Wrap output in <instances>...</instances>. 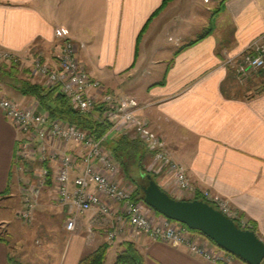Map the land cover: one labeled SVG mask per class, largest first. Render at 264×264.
<instances>
[{
    "label": "crops",
    "instance_id": "obj_1",
    "mask_svg": "<svg viewBox=\"0 0 264 264\" xmlns=\"http://www.w3.org/2000/svg\"><path fill=\"white\" fill-rule=\"evenodd\" d=\"M163 1L0 0V51H10L25 61L41 58L56 67L54 55L60 39L55 30L61 28L76 44L77 56L93 79L100 81L107 92L133 98L141 105L139 114L149 120L151 129L196 191L210 190L222 197L237 217L255 226V233L264 242V68L248 72L249 85H238L232 68L224 65L228 56L239 57L253 40L264 38V0H226L213 13L212 20H217L210 26V33L183 49L202 33L186 41L183 35L171 37L168 40L172 45L165 44L168 29L182 27L184 7L181 0H172L152 17ZM217 32L221 36L231 33L232 40L220 39ZM253 90L256 93L252 94ZM2 93L23 106L36 104L33 98L10 87ZM20 136L0 108V207L18 199V216L23 208L21 192L27 188L23 176L32 175L17 158ZM67 150L78 149L69 145ZM148 160L151 162V154L145 162ZM47 166L50 175L39 190L32 217L38 214L35 219L53 226L63 224L50 226V238L63 233L71 243L74 235L84 236L74 242L75 253L69 260L66 252L52 261L77 264L87 251L107 242L106 234L94 231L89 241L85 233H80L89 226L92 212L82 218L79 233L65 231L66 206L57 201L53 179L58 165L48 162ZM145 167L149 170L146 163ZM155 175L161 186L160 176H165ZM97 217L102 218L95 229L102 226L100 220L111 222V217ZM7 222L0 217L1 225L7 226ZM58 230L61 232L57 234ZM195 234L205 241L202 234ZM126 240L136 244L144 264H220L191 252L185 245L153 240L129 226L110 242L105 263L113 247L115 264L120 243ZM42 245L29 253L25 263L26 256H14L10 241L0 235V264H49L52 244ZM228 264L246 263L232 258Z\"/></svg>",
    "mask_w": 264,
    "mask_h": 264
},
{
    "label": "built area",
    "instance_id": "obj_2",
    "mask_svg": "<svg viewBox=\"0 0 264 264\" xmlns=\"http://www.w3.org/2000/svg\"><path fill=\"white\" fill-rule=\"evenodd\" d=\"M55 36L60 39L55 53L56 67H51L40 58H34L32 67L35 74L48 86L60 85L74 109L88 112L99 104L103 118L110 126L109 133L138 137L152 156L150 171L165 176V190H172L175 195L187 193L191 198L199 192L200 200L209 203L226 217L238 219L222 197L208 190L196 191L189 183L183 169L164 150L163 142L151 129L150 122L138 113V102L130 97L107 92L100 81L88 74L77 56L76 44L66 38L61 28L55 30ZM9 61L18 62L19 56L7 50L0 51V62ZM224 65L232 68L235 66L236 77L239 79L250 71L262 70L264 38L253 40L239 57L228 56ZM0 108L21 134L18 138V160L41 163L31 171L33 180L27 181V188L23 191L22 218L32 217L39 190L50 175L49 168L42 164L55 162L58 165L53 177L55 193L57 201L66 206L64 229L69 234H77L84 215L92 212L93 216L85 231L90 239L94 235L96 223L102 218H95L98 215L111 217L105 230L108 242L122 236L126 226H129L132 231L153 240L185 245L206 260L227 264L231 259L230 254L210 247L207 239L200 240L197 234L181 223L162 215L153 217V220L148 218L145 212L151 208L116 179L119 166L104 147L106 136L95 140L62 120H50L46 113L37 112V104L23 106L0 95ZM69 145H74L78 150L69 152ZM72 173H75L74 177ZM239 224L242 229L248 227L245 220H240Z\"/></svg>",
    "mask_w": 264,
    "mask_h": 264
},
{
    "label": "trees",
    "instance_id": "obj_3",
    "mask_svg": "<svg viewBox=\"0 0 264 264\" xmlns=\"http://www.w3.org/2000/svg\"><path fill=\"white\" fill-rule=\"evenodd\" d=\"M169 1L171 0H164L161 6L152 14V17L164 9L165 5ZM225 1L226 0H222L221 5H223ZM210 31L211 27H209L208 30L193 41L182 46L181 49L202 40L210 33ZM4 64H9L8 70H4V68H7V65L5 66ZM3 66L5 67L3 68ZM18 73V64L16 62L9 61L0 64V74L13 82H8V85H10L11 88L16 90L20 95L33 98L37 104V112L46 113L50 120L59 119L69 125H73L84 131L88 137L95 140H99L106 136L107 139L104 142V147L119 165L121 173L125 178L129 179L131 182H135L138 177L146 180L144 177L146 175H151L155 180L156 175L148 171L144 164L145 158L150 153L147 151L143 142L138 137L129 134L109 133L110 126L103 118V113L99 104L95 105L93 109L88 112L74 109L69 98L61 91L60 85L56 84L48 86L41 79L30 82L28 79H20L16 77ZM26 73L29 76L36 78L34 76L35 72L33 69L31 72L26 70ZM28 162L32 161L20 162V164L25 168L26 165H24V163ZM35 162L36 161H34V163ZM42 165L48 167L47 162H44ZM32 170L33 168L31 171ZM134 196L143 199V193L139 189H137ZM200 198L201 196L199 192H196L195 196L191 198V200ZM240 220L241 219L239 217L238 219H234L238 226H240ZM246 224L248 225L247 229L255 232V226L253 224L248 221H246ZM190 231L201 234L198 231ZM205 238L211 244L216 246V244L210 239L207 237ZM107 242L87 251L80 258L77 264H106V253L108 247L110 246V242ZM120 248L121 249L116 254L115 264H144V258L133 241L126 240L121 242ZM261 264H264V260Z\"/></svg>",
    "mask_w": 264,
    "mask_h": 264
},
{
    "label": "rangeland",
    "instance_id": "obj_4",
    "mask_svg": "<svg viewBox=\"0 0 264 264\" xmlns=\"http://www.w3.org/2000/svg\"><path fill=\"white\" fill-rule=\"evenodd\" d=\"M221 1L222 0H193L192 1L193 4L190 5L191 4L190 0H181V5H183V7H184L183 8L184 14L182 16L183 17V22H182L183 25H182V27H177V31L175 29H173V30L172 29H168V31H167L168 36H166L164 38V43L167 44V45H172L173 41L171 42L170 40H172L175 36H180V35H183V37H184L183 41H186L185 39H191V38L194 39L198 34L203 33L211 25L214 26L215 25L214 21H216L217 19L214 18L212 20L213 13H215L216 11L219 10V8L221 6ZM188 5H190L191 8H186V6H188ZM207 7L209 9H206ZM216 26H217V22H216ZM217 36H220L221 37L220 39H223V40H227V41L232 40L231 33H228L225 36H221V33L217 32ZM168 38H171V39L168 40ZM183 41H181V42H183ZM169 49H170V46L166 49V51L164 53L167 54V51ZM54 57H55V55H54ZM19 60L20 61L16 62L18 64V70H19V73L17 74L16 77H18L20 79H28V80H30V82H33V81H35L37 79H40L36 74L34 75L36 78H33V77L29 76L26 73V70H29L31 72V70L33 69L32 68V62H33L32 59H30L28 61L27 60L25 61V60H23L22 58L19 57ZM2 63L3 62H0V64H2ZM4 65L5 66L7 65L6 66L7 68H4L5 66H3L4 70L5 69L8 70V65L9 64H4ZM231 68L232 67H230V69ZM232 70H233V73H235V75H236L235 66L232 68ZM259 71L260 70H258L256 72H259ZM251 72H253V71H251ZM250 75L251 74L248 73L246 75V78H245V76H243L240 79L238 77H236L235 78V82L238 85H245L246 83H248ZM8 82H12V81H10L7 77H4V76H2V74H0V95L3 96V97H7V98L11 99L10 97H8V96H6V95H4L2 93L5 88H8V87L11 88V86L8 85ZM248 85H249V83H248ZM141 89H142V87H141ZM254 92L256 93V91L253 90L252 94ZM250 95L251 94H248V96H250ZM139 109H141V105L140 104H139ZM139 109H138V111H139ZM142 117L145 118L144 116H142ZM163 146H164V150H166L164 142H163ZM167 153H168V151H167ZM151 162H152V160H151ZM151 162H150V160H148L147 162L144 161V164L146 163L148 169L151 168ZM24 165H26L29 169H32V168H34L36 166H40L41 163H39V162H36V163L28 162V163H24ZM148 171H150V169ZM26 172H28V171H26ZM150 172H152V171H150ZM32 177L33 176L31 174H30V176H27V175L25 176L24 175L23 176V180L24 181H22V182L24 184H27V180L28 181L29 180H33ZM116 179H118L119 184L121 186H123L124 188L132 191L133 194H135L137 189L141 190V186H143V185H145L147 183V180L140 179L139 177L137 178V180L135 182H131L129 179H127V178H125L123 176V174L121 173L120 167H119V172H118V174L116 176ZM155 179L157 180L156 177H155ZM159 182L162 184L161 185L162 188H165V186H167L165 177H163V179H162V176H160ZM189 183H190V181H189ZM190 184L193 185L192 183H190ZM161 186H160V188H161ZM166 191H168L167 193L171 197H173L175 199H180V200H182V199H185V200L186 199H190L191 200V197H192V196H189V194H187V193H184L182 195H179V194L175 195V193L172 190H166ZM208 191L210 192V190H208ZM141 192H142V190H141ZM211 194L216 195L214 193H211ZM21 195H22V198H23L25 196L24 192H21ZM2 204H5V203H2ZM12 205H14V206L12 207ZM17 207H18V199L16 200L15 203H14V201L13 202L10 201V203L8 202L4 207H0V217L8 221L7 222L8 225L5 226V227L0 224V235L6 236V238L10 241V244L12 245L13 249L17 250V252L14 250V254H13L14 256H16V255L18 257L26 256V258L24 259V262L27 263L28 260H29V256H28L29 253L36 252L38 247L39 246H43L42 244L44 243V246L47 245V244H52L51 248H49V254L53 258H52V260H48L49 264H53L52 261L54 260V257L57 258L58 256H61L62 254L63 255L66 254V252H67L68 260L72 257V254L75 253V243L74 242L81 241L82 237H84L82 234L74 235V238L72 239L71 243H69L68 237L66 236L67 234L63 236V233H62L61 236H60V234H58V233L61 232V231L58 230V231H56V233L58 234L57 237L53 233L54 235L52 236V238L54 236L56 238L52 239V238H50L51 235H52V234L50 235V233H52V232H49L50 231V226L51 227H54V226L62 227L63 224L60 225V224L56 223L53 226V223L49 224V222L43 221L42 219H35V218H37L38 214H35L36 216L33 215V217H31L30 219H24L20 215L18 216L16 214ZM145 213H146V216H148V218H150L151 220H153V217L156 216L158 218V216L160 215L156 211H154L153 209H149V210L147 209V211ZM43 217H44V215L42 214L41 218H43ZM59 222L62 223V220L59 221ZM158 223H160V221ZM100 224L102 226H99L98 227L99 229L96 228L94 230V231H96V233L99 232V231L104 233L105 230L108 228V226H107V224L105 223L104 220L103 221L100 220ZM60 229H62V228H60ZM6 230H8L9 234L6 233L7 232ZM125 230H126V228H125ZM80 233L84 234L85 231H80ZM10 238L14 239V241H13L14 243L12 242V240ZM63 239L66 242V246H65V242H63ZM89 241H91V239H89ZM13 244L17 248H15L13 246ZM210 245H212V244H210ZM39 249H40V247H39ZM90 250H92V249H90ZM113 252H114L113 251V247H111L110 248V252L108 253V258H107L106 264H114L113 263L114 262V260H113L114 253ZM32 257L35 258L36 256L33 255ZM41 258H42V255H41ZM230 258L231 259H229V262L232 260V258H236V257L230 255ZM40 262L41 261H37V264H40Z\"/></svg>",
    "mask_w": 264,
    "mask_h": 264
},
{
    "label": "water",
    "instance_id": "obj_5",
    "mask_svg": "<svg viewBox=\"0 0 264 264\" xmlns=\"http://www.w3.org/2000/svg\"><path fill=\"white\" fill-rule=\"evenodd\" d=\"M144 177V176H143ZM141 186L147 206L165 218L198 231L226 253L246 264H261L264 260V242L249 229L240 228L209 203L200 200H180L162 190L151 175L144 177Z\"/></svg>",
    "mask_w": 264,
    "mask_h": 264
}]
</instances>
